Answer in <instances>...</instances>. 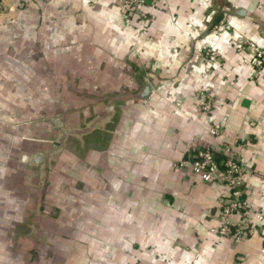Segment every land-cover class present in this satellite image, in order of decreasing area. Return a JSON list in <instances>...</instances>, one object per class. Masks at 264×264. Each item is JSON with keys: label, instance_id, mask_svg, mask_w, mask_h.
I'll use <instances>...</instances> for the list:
<instances>
[{"label": "crops", "instance_id": "1", "mask_svg": "<svg viewBox=\"0 0 264 264\" xmlns=\"http://www.w3.org/2000/svg\"><path fill=\"white\" fill-rule=\"evenodd\" d=\"M3 6L0 264H264V220L221 236L225 186L179 166L243 159L264 213V69L237 49L264 47V0H147L126 24L114 0Z\"/></svg>", "mask_w": 264, "mask_h": 264}, {"label": "built area", "instance_id": "2", "mask_svg": "<svg viewBox=\"0 0 264 264\" xmlns=\"http://www.w3.org/2000/svg\"><path fill=\"white\" fill-rule=\"evenodd\" d=\"M114 1L119 9V18L123 24H126L130 20L131 15L139 11L147 0ZM237 49L249 51L252 76H259L264 69V47L246 39L237 43ZM204 60L208 64L216 63V57L212 51ZM205 70L207 71L208 67ZM199 104L203 110L210 111L212 103L209 97L202 99ZM218 131L219 127L217 125L211 128V133L214 135ZM187 165H189L192 173L199 176L202 181L223 184L226 188L225 198L222 202V214L225 221L218 229V233L221 236L232 235L236 239L252 234L255 222L264 220V213L260 211L254 212L243 196L241 187L242 173L244 172L243 159L228 155L223 160H220L211 147L204 146L197 149L196 159L193 162L181 161L179 164L180 167ZM233 214H238L239 220L232 225L230 217Z\"/></svg>", "mask_w": 264, "mask_h": 264}, {"label": "rangeland", "instance_id": "3", "mask_svg": "<svg viewBox=\"0 0 264 264\" xmlns=\"http://www.w3.org/2000/svg\"><path fill=\"white\" fill-rule=\"evenodd\" d=\"M24 7H25V5L23 3H19L18 4L19 10H22ZM3 10H4L3 0H0V13L3 12ZM30 121H31V119L29 120V122ZM23 136H24V142L26 143L25 145L28 146V147L26 146L27 147V149H26L27 152L24 153V156H25L24 161H28V162L34 161V157L36 155V154L33 153V150L31 148L32 144H34L38 150H42L43 149V145H48V143L51 142V140H52L51 139L52 136L50 135L48 130H46L45 132H41L40 136L25 135V134ZM10 159H16V158L10 156ZM28 162H25V164L29 165V164H27ZM28 171L31 173V172H33V169L26 166V173H28Z\"/></svg>", "mask_w": 264, "mask_h": 264}, {"label": "water", "instance_id": "4", "mask_svg": "<svg viewBox=\"0 0 264 264\" xmlns=\"http://www.w3.org/2000/svg\"><path fill=\"white\" fill-rule=\"evenodd\" d=\"M36 159L39 160L40 159V155H37V158Z\"/></svg>", "mask_w": 264, "mask_h": 264}]
</instances>
